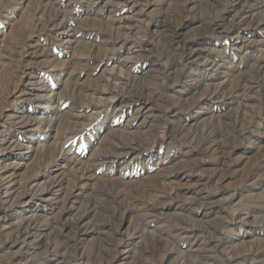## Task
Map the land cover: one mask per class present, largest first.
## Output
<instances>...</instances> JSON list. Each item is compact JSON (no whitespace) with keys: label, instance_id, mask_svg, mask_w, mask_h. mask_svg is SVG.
Instances as JSON below:
<instances>
[{"label":"rangeland","instance_id":"1","mask_svg":"<svg viewBox=\"0 0 264 264\" xmlns=\"http://www.w3.org/2000/svg\"><path fill=\"white\" fill-rule=\"evenodd\" d=\"M0 264H264V0H0Z\"/></svg>","mask_w":264,"mask_h":264},{"label":"bare ground","instance_id":"2","mask_svg":"<svg viewBox=\"0 0 264 264\" xmlns=\"http://www.w3.org/2000/svg\"><path fill=\"white\" fill-rule=\"evenodd\" d=\"M78 24V23H77ZM72 28V27H71ZM133 37V36H132ZM82 42V41H81ZM129 47V46H128ZM182 48V47H181ZM183 55V54H182ZM260 58V57H259ZM187 60L188 59H190V57L188 56L187 58H186ZM214 62V61H213ZM250 65V64H249ZM117 79V78H116ZM113 80V79H112ZM246 86V85H245ZM113 96V95H112ZM99 99V98H98ZM101 101V100H100ZM42 124V123H41ZM141 126V125H140ZM149 126V125H148ZM139 146V145H138ZM145 146V145H144ZM127 152V151H126ZM66 161V160H65ZM75 161L74 160H71V159H68V161H67V165L69 164V166L70 165H72L73 163H74ZM64 178V177H63ZM65 194V193H64ZM164 204V203H163ZM202 207V206H201ZM33 228V227H32ZM32 228L30 229V232H31V230H32ZM59 232V231H58ZM28 235V234H27ZM134 235V234H133ZM78 256V255H77ZM207 259V258H206ZM204 260V259H203Z\"/></svg>","mask_w":264,"mask_h":264}]
</instances>
